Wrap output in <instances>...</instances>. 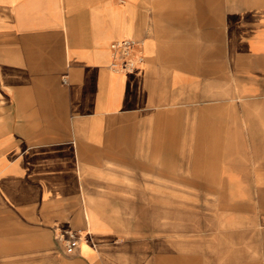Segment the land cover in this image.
Segmentation results:
<instances>
[{"label": "crops", "instance_id": "1", "mask_svg": "<svg viewBox=\"0 0 264 264\" xmlns=\"http://www.w3.org/2000/svg\"><path fill=\"white\" fill-rule=\"evenodd\" d=\"M105 263L264 264V0H0V264Z\"/></svg>", "mask_w": 264, "mask_h": 264}, {"label": "rangeland", "instance_id": "2", "mask_svg": "<svg viewBox=\"0 0 264 264\" xmlns=\"http://www.w3.org/2000/svg\"><path fill=\"white\" fill-rule=\"evenodd\" d=\"M170 186V184H169ZM169 203H172V202H169ZM178 205V210H180V213L177 215V216H174V217H169L167 218V222H168V225H174V224H177L179 226V228L181 229L180 233H176L175 235L177 236H180L182 238H185L186 240H191V238L193 236L197 237V236H203V235H210L209 236V239L211 241H215L217 238H216V233L214 232H207V229L204 231L203 230V227L202 225H220V224H223V219L220 218V217H215V216H210L208 217L207 215L206 216H194L192 217V210L193 209V205H192V202L191 201H184L183 203H176ZM200 204H202V202H200ZM110 219V218H109ZM198 219H199V226L201 225V228H200V231L197 232H193L191 231L192 229V226L193 228H195L198 224ZM111 220V219H110ZM114 220V225L117 227V229L121 228V232H119L117 235L119 236V239L121 242H125L128 240L129 236H136L137 238L139 237V234L138 233H129L127 231L128 229V218L127 217H116V218H113ZM193 224V225H192ZM119 227V228H118ZM198 228V227H197ZM196 228V230H197ZM218 229V228H217ZM215 230V229H213ZM82 235H85V233ZM144 235V234H142ZM170 235H174L172 233L169 232V234L167 235L168 237H170ZM155 237H152V239H154ZM182 250H188V249H182ZM106 264V263H105Z\"/></svg>", "mask_w": 264, "mask_h": 264}, {"label": "built area", "instance_id": "3", "mask_svg": "<svg viewBox=\"0 0 264 264\" xmlns=\"http://www.w3.org/2000/svg\"><path fill=\"white\" fill-rule=\"evenodd\" d=\"M142 43V40L131 37L113 41L111 44L113 52L111 66L116 70L137 67L143 60ZM58 237L64 241L65 249L68 253H74L81 246V241L87 238L82 234L69 230H65Z\"/></svg>", "mask_w": 264, "mask_h": 264}]
</instances>
